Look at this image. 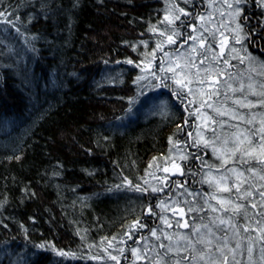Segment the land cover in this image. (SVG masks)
Listing matches in <instances>:
<instances>
[{
    "label": "trees",
    "instance_id": "16d2710c",
    "mask_svg": "<svg viewBox=\"0 0 264 264\" xmlns=\"http://www.w3.org/2000/svg\"><path fill=\"white\" fill-rule=\"evenodd\" d=\"M206 1L0 0L11 21L0 17V264H116L109 254L133 264L131 249L159 226L163 199L186 196L181 222L200 220L189 208L213 192L201 183L211 153L195 146L188 94L174 96L170 79L154 88L148 61L166 75L161 58L192 34ZM239 8L248 54L264 70V6L240 0ZM173 13L181 35L168 45L151 29L170 34L161 22ZM171 150L179 170L170 174L160 160ZM136 221L145 227L133 229ZM262 245L257 238L255 264ZM164 253L167 264L184 254Z\"/></svg>",
    "mask_w": 264,
    "mask_h": 264
},
{
    "label": "snow or ice",
    "instance_id": "6c2138e0",
    "mask_svg": "<svg viewBox=\"0 0 264 264\" xmlns=\"http://www.w3.org/2000/svg\"><path fill=\"white\" fill-rule=\"evenodd\" d=\"M239 2L240 0H236V3ZM257 2L264 6V0H257ZM227 6L233 8L231 3ZM179 12L185 16L188 15L183 9H179ZM235 12L239 15V8L235 9ZM0 17L4 18L5 22L11 23L7 20L5 12L0 11ZM199 19L203 22L206 18L201 16ZM179 20V15L166 14L161 23H167L171 28L170 34L167 30H158L155 26L151 31L158 32L161 37H166L168 45H174L177 43L176 37L181 35L173 27ZM199 27L202 31L198 34L187 35L183 42L188 44L192 41L189 47L195 56L185 54L181 62V55L169 57V54L165 52L164 57L167 59L161 58L159 72L166 75L161 76L152 72L151 60L148 61V71L152 78L158 81L153 85L154 88L170 87L165 83V80L170 79L175 85L174 96L186 91L193 97L197 95L204 97L205 99H202L199 107L195 109L198 118L203 116L205 122L218 124L222 130L226 127L235 129L220 135L217 134L216 128H211L213 132L211 139L204 138L200 132H197L199 138L194 142L197 147L201 144L205 148L211 146L213 154L220 161L218 165H206L208 171L203 174L201 180V183H207L209 188L213 189V192L207 194L208 199L204 201L205 204L211 212H219L220 215L211 217L208 223L202 220L199 225L185 222L182 226L190 229L189 234L177 233L173 236L164 233V238L169 240L170 244L161 243L159 247L166 250L165 256L169 253L179 256L183 252L184 254L180 256L176 264H255L253 260L255 241L257 238L264 241V111L254 112L252 110L257 108L264 110V81L257 83L252 75L245 80L239 73L234 75L227 71L226 67L222 68L221 64L232 67L228 57L235 59L232 53L237 50L232 48L226 52L227 44H224L217 53L213 43L214 33L209 32L208 27L203 23ZM197 31V26L194 25L192 33H197ZM236 43H240V39H236ZM164 44V41L157 44L156 49L151 53L152 60L156 59L157 51H163ZM127 63L131 64L132 61L129 60ZM141 71L144 72V69ZM146 79V75H141L137 77V82ZM249 97H257V99L252 100ZM130 102L134 103L135 98H132ZM189 103L193 104L196 101L193 99ZM204 108L210 109L215 115L201 112ZM240 109H247V114L241 113ZM216 117H227V120L217 121ZM229 121H237V123L229 124ZM241 125L244 127L241 128ZM191 135L192 133H189V136ZM178 143L176 142L174 146L178 147ZM180 159H187V156L181 155ZM171 163L179 170V165H176L175 160ZM168 170L167 167L163 169L165 172ZM180 174L183 175V172L181 171ZM124 184L134 187L136 191H146L139 185H131L127 178ZM116 187L120 188L121 185ZM159 190L162 189L152 188L154 192ZM185 191L187 192V189ZM188 195L195 197L198 194L188 192ZM212 200L216 201L217 206L210 203ZM160 206L168 210L164 202H161ZM189 211H203V208L190 207ZM149 214H153L151 209H149ZM160 219L167 227H172L166 217L160 216ZM137 227L143 228L145 225L136 221L133 229ZM253 232L257 233V237L251 235ZM126 235L131 239L130 234L126 233ZM151 235L157 240L160 239L157 229H152ZM244 240L248 241L246 249L243 244ZM173 242H175V248L171 246ZM48 246L51 247V245ZM36 247L44 248L45 245L41 244ZM109 247H112L111 241H109ZM242 250H246V259L237 258L238 253L244 255ZM119 251L121 255L124 252L123 249ZM131 252L136 260L146 258L137 248H132ZM57 255L66 256L68 253L60 250L57 251ZM109 258L116 261V264H120L117 256L109 254ZM156 264H160V261L158 260ZM260 264H264V245L260 247Z\"/></svg>",
    "mask_w": 264,
    "mask_h": 264
},
{
    "label": "rangeland",
    "instance_id": "374dc122",
    "mask_svg": "<svg viewBox=\"0 0 264 264\" xmlns=\"http://www.w3.org/2000/svg\"><path fill=\"white\" fill-rule=\"evenodd\" d=\"M206 8L205 11L202 15L199 16V18L201 16L205 17V21L201 22L200 19L198 18V22H197V33H192V34H198L200 31H202V29L199 27L201 23L205 24L208 29L209 32L214 33V47L217 53H219L220 48L224 46V44H227V48L225 49L226 52L230 51L232 48H235L237 51L235 53H232V55H234L236 58L232 59L231 56L228 57L229 59V64L232 67H227L224 66L223 64H221L222 68H227V71L233 73L234 75L239 73L245 80H247V77L249 75H252L254 77V80L259 83L260 81H264V70L262 68V65H258V59L256 60L253 57H250V55L248 54V49L245 45L244 42V38L242 36V32H241V27H240V23H238V18L240 15H236L235 9L239 8V3H236V0H227V2H225V0H207L206 1ZM231 3L233 4V8H228V4ZM240 10V8H239ZM221 13H223V15H221ZM237 25H239V28H237ZM205 35H208L207 33H205ZM211 39V38H210ZM236 39H240V43H236ZM192 41H189L188 44H176L175 47L177 48L176 51H172L169 54V57H174L176 55H181V62H183V57L185 54L187 55H191V56H195V53H191V49L189 47V45H191ZM164 59H167L164 57ZM241 60H243V63H241ZM167 66V65H165ZM193 71H195V69H193ZM260 72V73H259ZM260 76V79H259ZM226 79V77H225ZM186 92V91H185ZM187 93V92H186ZM188 94V93H187ZM190 97V101H192L193 99H195L196 103H193V107H194V118H195V124H194V133L193 136L194 138L197 140L199 137L197 136V132H200L204 138H208L211 139L213 137V132L210 130L211 128H216L217 134L223 135L224 132L226 131H234L235 129L232 128H228L226 127L225 129H221L220 126L218 124H212L210 121L205 122V118L203 116H201L200 118H198L197 113L195 112V109L199 107V104L201 102L202 99H205L204 97H201L199 95L193 97L192 95H189ZM249 99L252 100H256L257 97H249ZM231 102L229 101V104ZM241 113L243 114H247L248 110L247 109H240L239 110ZM252 111L254 112H260V111H264L262 109H253ZM201 112H207L210 115H215L210 109L204 108L201 109ZM217 121H221V120H227V117H216ZM237 121H229V124H236ZM244 125H241V128H243ZM210 153H211V162L210 165H218L220 163L219 160L216 159V156L213 154L212 151V147L209 146L208 147ZM175 150H171L169 152V155L166 157H163L160 160L161 166L164 167H169V172L170 174L177 170V168L173 167V164L171 163L172 160H175L176 162V157H175ZM174 157V158H173ZM179 158V157H178ZM232 166V165H229ZM208 171V170H207ZM162 172V171H161ZM165 172V171H163ZM165 184V182H164ZM206 186H208L207 183ZM209 187V186H208ZM181 201L187 203L188 199L186 196H184L182 199H180ZM179 199L174 198V199H163L162 202H164L167 205V209L168 210H164L159 204L160 211L162 212V216L166 217L169 221V223L172 225V227H167L164 223H162V221L159 223V226L157 228L158 231V235H160V239L157 240L155 237H153L151 235V230L148 233V236L145 237L144 239H142L139 243H136L134 247L132 248H137L141 251L142 255H145V259L142 260H136L133 256H132V252H131V258L132 261L134 262L133 264H156V262L159 260L160 264H165L162 259H158L159 258V253L161 252V250H165L159 247V245L161 243H163L164 245H169L170 242L169 240L164 238V233H167L168 235H175L177 233L179 234H189L186 231V228L183 227L182 225H184L185 223L181 222V218L182 216H180L179 213V208L176 209L178 206H180L182 203L180 202ZM211 203V202H210ZM214 206L216 205V201L213 200V203H211ZM184 205V204H182ZM181 205V206H182ZM206 207V208H205ZM184 208V207H183ZM203 208V211H192L195 213L194 215V219L195 221H197L196 218H199L200 220L198 222H195V224L199 225L202 220L204 223H208L211 217L214 216H219L220 213H213L211 212V210L208 208V205L205 204L204 205H196V209H200ZM182 215V214H181ZM203 215L204 218H203ZM163 230V231H161ZM259 242V240H258ZM173 248H175V242L172 243L171 245ZM166 251V250H165ZM183 252H181L182 254Z\"/></svg>",
    "mask_w": 264,
    "mask_h": 264
}]
</instances>
